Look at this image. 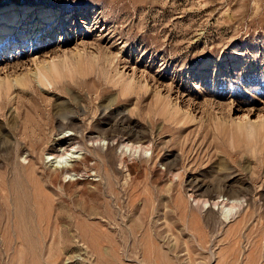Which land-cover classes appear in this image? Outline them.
<instances>
[{
  "label": "rangeland",
  "instance_id": "1",
  "mask_svg": "<svg viewBox=\"0 0 264 264\" xmlns=\"http://www.w3.org/2000/svg\"><path fill=\"white\" fill-rule=\"evenodd\" d=\"M11 13L0 264H264V0H0ZM221 200L241 207L225 220Z\"/></svg>",
  "mask_w": 264,
  "mask_h": 264
},
{
  "label": "bare ground",
  "instance_id": "2",
  "mask_svg": "<svg viewBox=\"0 0 264 264\" xmlns=\"http://www.w3.org/2000/svg\"><path fill=\"white\" fill-rule=\"evenodd\" d=\"M16 20H17V15L15 14V13H11V14H8V15H6L4 18H2V19H0V43H1V41H2V39H3V37L5 36V33H6V31H8V29L16 22ZM44 68H46V67H44ZM42 69V70H45V69ZM39 70H40V68H38ZM49 68H47V70H46V73H48V74H50L49 73ZM45 73V74H46ZM36 75V74H35ZM35 77V76H34ZM35 79V78H34ZM19 82V81H18ZM17 81H14V82H11V87L12 86H15L17 83H18ZM21 83V82H20ZM2 84H1V80H0V86H1ZM2 87V86H1ZM71 120V119H70ZM74 121V120H73ZM61 131V130H60ZM60 136V138H58V140H60V141H58L55 145L58 147V151L59 152H61V154L60 155H54V156H52V155H47L46 156V161H47V163H48V161L49 162H53V165L55 164L56 165V167L57 168H59V169H63V168H65V167H69L70 166V163L77 157V152H75V150H74V148H71V149H69L70 148V143H69V141H70V137H71V135L72 134H70V133H68V132H62L61 134H59ZM57 140V139H56ZM62 140V141H61ZM57 151V152H58ZM52 164V163H51ZM61 172H62V170H61ZM69 172V171H68ZM65 174V173H64ZM63 175V174H62ZM71 175V174H70ZM69 175V176H70ZM74 175V174H73ZM65 177H67V176H65ZM71 177V176H70ZM93 194V193H92ZM89 195V194H88ZM91 195V194H90ZM93 196V195H92ZM37 197V196H36ZM69 199H70V197H69ZM92 199V198H91ZM59 200V199H58ZM61 201H63L62 199H60ZM59 200V201H60ZM36 201H37V199H36ZM55 202V201H54ZM64 202V201H63ZM80 202V201H79ZM93 202V201H92ZM220 202V205L222 204V212L224 211V213H222L223 215H224V219L225 220H227V218H228V215H231L232 214V212H234L235 211V206H238V207H241V203H238V202H227V200L224 202V200H221V201H219ZM227 203H229V204H231V206L230 207H227ZM63 205V208H64V204H66V202H64V203H62ZM93 204V203H92ZM25 205V204H24ZM53 205V204H52ZM67 205V204H66ZM65 205V206H66ZM34 206V205H33ZM56 206H57V204H56ZM49 207V206H48ZM74 207H76V206H74ZM84 207H86V206H84ZM59 208V207H58ZM92 208H94V207H92ZM56 209V208H55ZM78 209V208H77ZM85 209V208H84ZM62 210V209H61ZM64 210V209H63ZM79 210V209H78ZM88 210V209H87ZM86 210V211H87ZM81 211V210H80ZM79 211V212H80ZM84 212H85V210H83ZM83 211H81V212H83ZM83 212V213H84ZM90 212H93V211H91L90 210ZM58 213H59V215H58ZM57 213V216L58 217H60V218H62V215L60 214L61 212H58ZM66 213V212H65ZM65 213H62V214H65ZM54 216H56V214L54 215ZM67 216V215H66ZM66 218V217H65ZM64 219V218H63ZM67 219V218H66Z\"/></svg>",
  "mask_w": 264,
  "mask_h": 264
}]
</instances>
